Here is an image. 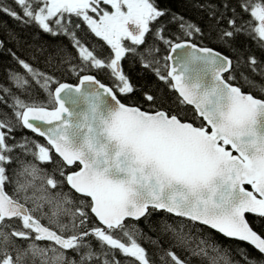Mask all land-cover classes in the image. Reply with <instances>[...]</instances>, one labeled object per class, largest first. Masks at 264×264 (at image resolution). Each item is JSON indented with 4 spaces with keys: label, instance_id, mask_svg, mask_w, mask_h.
Wrapping results in <instances>:
<instances>
[{
    "label": "snow or ice",
    "instance_id": "snow-or-ice-1",
    "mask_svg": "<svg viewBox=\"0 0 264 264\" xmlns=\"http://www.w3.org/2000/svg\"><path fill=\"white\" fill-rule=\"evenodd\" d=\"M189 3L203 23L157 0H0L68 41L46 63L78 80L0 38L17 66L0 79V264H264V0ZM126 59L171 99L123 102Z\"/></svg>",
    "mask_w": 264,
    "mask_h": 264
},
{
    "label": "trees",
    "instance_id": "trees-1",
    "mask_svg": "<svg viewBox=\"0 0 264 264\" xmlns=\"http://www.w3.org/2000/svg\"><path fill=\"white\" fill-rule=\"evenodd\" d=\"M7 2L11 3V0H7ZM157 2L160 7L169 9L171 13H179L180 15H183L186 18H189L197 23L204 22L201 18V13L192 8L189 0H157ZM161 19L162 21H167L169 17L165 16ZM168 28L170 32L177 31L175 25H169ZM8 33H15L20 40V44H15L14 41L7 40V46H15L18 55H20L22 58L28 60L30 63H33L36 67L42 70L54 72V74L59 79H61L62 82L75 83L77 81V78L75 76L69 75L65 72H62L61 70H56L55 60H53L52 65L46 63V58L49 56L55 57L57 54V50L60 48H64L69 52L71 51V46L65 38L52 37L46 34L39 33L33 26H25L6 15H0V38L7 39ZM240 42L241 44L244 43L243 37H241ZM252 51H254L258 56L264 55V53H261L254 47ZM161 52H164L163 45H161ZM15 68H17V66L9 56L0 55V79H3L6 70ZM123 69L131 79L132 83L136 85L138 89V91L131 98L120 96L119 98L123 102L129 103L130 100L132 102H139L142 99L141 92L147 90H151L154 93L158 90H162L164 94L167 95L169 99H171L173 94L169 93L165 86L161 82H159L151 72L141 68L139 63H134L131 59H126L123 61ZM91 74L95 75L96 78L101 82L109 85L110 87H114L113 81L107 73L103 71L93 70ZM40 97L44 98L42 93H40ZM144 107L147 108V105L145 104ZM27 134L32 135L31 133ZM160 215L161 214H155L153 219H158ZM217 240L220 241L222 245L230 247L233 250L236 249L237 244L239 243L235 241H225L222 237L219 236H217ZM241 246L246 247V245ZM145 247H148L146 243ZM232 255L235 259H239V257L236 256L235 251H233Z\"/></svg>",
    "mask_w": 264,
    "mask_h": 264
},
{
    "label": "water",
    "instance_id": "water-1",
    "mask_svg": "<svg viewBox=\"0 0 264 264\" xmlns=\"http://www.w3.org/2000/svg\"><path fill=\"white\" fill-rule=\"evenodd\" d=\"M100 81V80H99ZM101 82V81H100ZM65 83H70V84H73V85H75V84H77L78 83V80L75 82V83H71V82H65ZM101 83H103V82H101ZM103 84H105V83H103ZM106 86H108V87H110L109 85H107V84H105Z\"/></svg>",
    "mask_w": 264,
    "mask_h": 264
}]
</instances>
